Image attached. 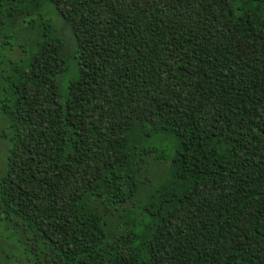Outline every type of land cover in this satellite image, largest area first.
<instances>
[{
	"label": "trees",
	"instance_id": "trees-1",
	"mask_svg": "<svg viewBox=\"0 0 264 264\" xmlns=\"http://www.w3.org/2000/svg\"><path fill=\"white\" fill-rule=\"evenodd\" d=\"M0 264H264V0H0Z\"/></svg>",
	"mask_w": 264,
	"mask_h": 264
},
{
	"label": "rangeland",
	"instance_id": "rangeland-1",
	"mask_svg": "<svg viewBox=\"0 0 264 264\" xmlns=\"http://www.w3.org/2000/svg\"><path fill=\"white\" fill-rule=\"evenodd\" d=\"M0 56H5V52L0 51Z\"/></svg>",
	"mask_w": 264,
	"mask_h": 264
}]
</instances>
